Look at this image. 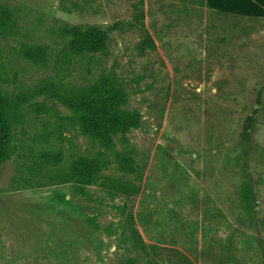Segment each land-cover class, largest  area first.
<instances>
[{"label": "rangeland", "instance_id": "obj_1", "mask_svg": "<svg viewBox=\"0 0 264 264\" xmlns=\"http://www.w3.org/2000/svg\"><path fill=\"white\" fill-rule=\"evenodd\" d=\"M134 1L0 0V92L12 121L0 264H178L175 250L194 264H264V0H145L155 51L139 52L135 30L110 32L106 53L70 49L67 27L128 20ZM35 47L45 59L27 56ZM101 77L126 100L113 105L106 90L97 104L140 114L138 127L113 135L136 173L84 127L86 102L69 104ZM85 158L112 163L91 174ZM106 176L140 190L112 194ZM250 179L255 210L244 199Z\"/></svg>", "mask_w": 264, "mask_h": 264}, {"label": "trees", "instance_id": "obj_2", "mask_svg": "<svg viewBox=\"0 0 264 264\" xmlns=\"http://www.w3.org/2000/svg\"><path fill=\"white\" fill-rule=\"evenodd\" d=\"M133 13L128 20H118L107 28H101L96 25L77 24L67 27L65 32L70 36L68 45L70 49L80 55L106 53L108 47V41L110 40V32L114 30L138 31L139 41L137 43V49L141 54H145L157 49V43L149 30L146 22L145 0H135L132 4ZM8 14V13H6ZM28 57L34 60H43L46 57L45 47L28 48L26 50ZM110 80L108 78L101 77L96 83L90 86L82 87L75 92L74 99L81 101L80 104H74L71 100L69 104L73 108H77L78 105H84L90 109V113L84 117V127L91 136L97 138L100 143L115 150V161L118 162L120 169L126 172L136 173L134 166L135 162L130 156L128 151H117L115 149V140L113 135L117 132L126 133L130 131L132 127H138L141 123L140 114L137 111L129 113H119L116 110H112L111 107H102L97 104L99 101L97 96L102 95L106 90L112 94H108L106 100L113 105L122 104L126 97L123 91L119 88H113L112 84H108ZM111 87H109V86ZM262 89L259 90V97L261 96ZM103 96V95H102ZM96 103L97 108H93L92 105ZM11 106L10 99L0 92V161L9 155L10 139L9 133L12 129L11 121ZM257 110V109H256ZM255 110V111H256ZM253 127V116H248L245 120L243 135L246 140L250 138V131ZM54 156L47 154L46 159H51ZM112 163L110 160H93L84 159V164L87 166L91 174L100 173L102 168L109 167ZM104 184L114 191L110 190V193H138L140 186L135 185L131 180L122 178L117 180L111 176H106ZM244 199L251 209L255 210L258 206V198L255 194V187L252 179H250L244 191ZM129 226L132 228V240L137 246L143 247L145 245L142 235L138 228L135 226V220L132 213L128 215ZM157 248V245H152ZM175 260L178 264H194L193 261L179 250H175Z\"/></svg>", "mask_w": 264, "mask_h": 264}]
</instances>
